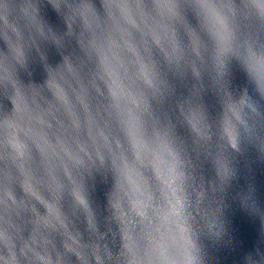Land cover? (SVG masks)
<instances>
[{"label": "clouds", "instance_id": "obj_1", "mask_svg": "<svg viewBox=\"0 0 264 264\" xmlns=\"http://www.w3.org/2000/svg\"><path fill=\"white\" fill-rule=\"evenodd\" d=\"M201 148L264 157V0H0V264H208Z\"/></svg>", "mask_w": 264, "mask_h": 264}, {"label": "water", "instance_id": "obj_2", "mask_svg": "<svg viewBox=\"0 0 264 264\" xmlns=\"http://www.w3.org/2000/svg\"><path fill=\"white\" fill-rule=\"evenodd\" d=\"M49 15L54 13L49 9ZM197 185L205 193L199 209L193 208L198 223L208 217L207 235L201 237L208 264H264V157L258 150L232 160L234 174L222 177L216 164L201 148L190 154ZM105 184L98 179L96 197L105 200ZM219 224L212 226L211 213Z\"/></svg>", "mask_w": 264, "mask_h": 264}]
</instances>
